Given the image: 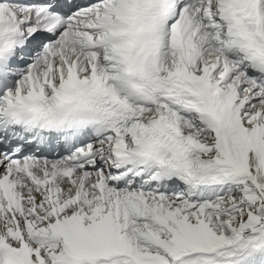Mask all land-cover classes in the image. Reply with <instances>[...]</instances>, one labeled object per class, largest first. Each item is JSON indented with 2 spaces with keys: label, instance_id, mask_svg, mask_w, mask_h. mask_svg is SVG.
Segmentation results:
<instances>
[{
  "label": "snow or ice",
  "instance_id": "snow-or-ice-1",
  "mask_svg": "<svg viewBox=\"0 0 264 264\" xmlns=\"http://www.w3.org/2000/svg\"><path fill=\"white\" fill-rule=\"evenodd\" d=\"M0 264H264V0H0Z\"/></svg>",
  "mask_w": 264,
  "mask_h": 264
}]
</instances>
